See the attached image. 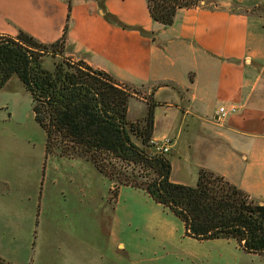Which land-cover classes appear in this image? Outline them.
I'll list each match as a JSON object with an SVG mask.
<instances>
[{
  "label": "crops",
  "instance_id": "crops-1",
  "mask_svg": "<svg viewBox=\"0 0 264 264\" xmlns=\"http://www.w3.org/2000/svg\"><path fill=\"white\" fill-rule=\"evenodd\" d=\"M212 1L217 5L178 8L163 24L151 17L146 0H70L64 53L141 88L144 95L130 99L143 109L130 120L146 113L152 92L150 141L170 137V160L176 147L196 178L205 167L264 200V12L231 9L264 0ZM104 9L146 32L109 22ZM67 12L68 0H0V32L21 28L51 42L61 36ZM232 105L235 111L220 114V106Z\"/></svg>",
  "mask_w": 264,
  "mask_h": 264
},
{
  "label": "rangeland",
  "instance_id": "rangeland-1",
  "mask_svg": "<svg viewBox=\"0 0 264 264\" xmlns=\"http://www.w3.org/2000/svg\"><path fill=\"white\" fill-rule=\"evenodd\" d=\"M253 12H264V5ZM59 58L42 54L48 68ZM136 88V97L144 95ZM142 105L130 99L129 119ZM183 136L176 137L178 147ZM132 139L158 151L156 143ZM175 149L170 179L194 184L196 173ZM125 168L131 172L130 164ZM140 171L138 178L150 176L136 165ZM113 182L83 157L45 156L31 95L13 74L0 88V257L15 264H264L234 239L186 235L182 221L140 188L120 186L116 202L109 201Z\"/></svg>",
  "mask_w": 264,
  "mask_h": 264
},
{
  "label": "trees",
  "instance_id": "trees-1",
  "mask_svg": "<svg viewBox=\"0 0 264 264\" xmlns=\"http://www.w3.org/2000/svg\"><path fill=\"white\" fill-rule=\"evenodd\" d=\"M97 1L102 5L104 0ZM146 3L151 17L163 24L173 21L178 8L217 5L212 0ZM256 6L233 4L231 9L253 12ZM70 9L68 0L62 34L51 42L40 41L21 28L16 34L0 32V88L16 74L29 91L34 119L45 132V156L57 153L90 160L114 181L109 201H115L120 184L142 188L182 221L186 235L197 239L231 238L244 251L264 256V200L205 167L198 169L194 184L171 180L168 155L149 153L132 139L136 134L144 145L151 140L156 104L152 92L146 98V113L130 120L128 103L137 88L82 58L64 54ZM103 16L121 27L146 32L105 9ZM49 50L60 55L52 68L42 60V54ZM128 164L129 173L125 168ZM136 165L150 176L138 178L142 174L134 172ZM0 264L15 263L0 257Z\"/></svg>",
  "mask_w": 264,
  "mask_h": 264
},
{
  "label": "built area",
  "instance_id": "built-area-1",
  "mask_svg": "<svg viewBox=\"0 0 264 264\" xmlns=\"http://www.w3.org/2000/svg\"><path fill=\"white\" fill-rule=\"evenodd\" d=\"M235 110H236V107L233 105L230 106L228 109L224 106L219 107V112L222 116H224L228 111H235ZM170 143H171L170 137L162 138L160 141L156 143L158 147V151L162 153L167 152L169 149Z\"/></svg>",
  "mask_w": 264,
  "mask_h": 264
}]
</instances>
